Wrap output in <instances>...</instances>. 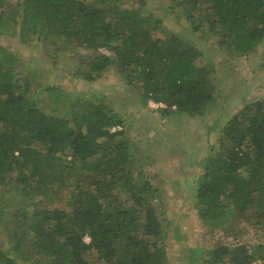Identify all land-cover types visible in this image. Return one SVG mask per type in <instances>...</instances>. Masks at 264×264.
<instances>
[{
    "label": "trees",
    "instance_id": "16d2710c",
    "mask_svg": "<svg viewBox=\"0 0 264 264\" xmlns=\"http://www.w3.org/2000/svg\"><path fill=\"white\" fill-rule=\"evenodd\" d=\"M170 3L195 30L209 31L237 56L256 51L264 40V0ZM11 4L4 9L0 0V34L22 43L64 38L92 49L76 72L85 79L96 80L115 66L144 105L165 103L156 107L162 114L206 115L215 106L218 86L210 65L199 60L203 50L161 27L144 0L132 6L124 0ZM20 61L0 44V191L16 184L31 198L14 210L10 241L30 238L51 264H167L158 243L165 228L161 190L143 168L132 170L136 152L124 116L98 97L82 98L69 111L71 119L45 110L18 70ZM208 153L196 189L200 214L209 222L208 212L216 210L213 221L226 231L238 218L249 219L251 208L264 218V98L232 115ZM64 188L70 189L69 210L56 205ZM7 201L0 193V209ZM0 264H17L1 244ZM205 264H264V243H220Z\"/></svg>",
    "mask_w": 264,
    "mask_h": 264
},
{
    "label": "rangeland",
    "instance_id": "374dc122",
    "mask_svg": "<svg viewBox=\"0 0 264 264\" xmlns=\"http://www.w3.org/2000/svg\"><path fill=\"white\" fill-rule=\"evenodd\" d=\"M144 1L145 9L160 19L161 27L178 32L203 50L199 60L210 65L218 86L215 106L206 115H167L150 103L144 105L115 66L106 68L96 80L85 79L76 72L94 52L64 38L22 43L6 32L0 34V44L20 56L18 70L31 80V94L45 110L65 113L71 119L69 111L78 109L82 98L98 97L124 116L126 134L136 152L132 170L143 168L161 190L165 228L158 243L161 241L166 251L167 264H205L209 250L223 242L264 243V218L254 208L247 214L249 219L238 218L236 226L226 231L213 221L216 210L208 212L209 222L200 214L196 196L204 159L211 145L217 143L221 127L245 104L264 98V40L256 51L237 56L221 47L209 31L195 30L182 9L173 8L170 0ZM17 2L3 0V8L9 9L11 3ZM138 3L139 0H124L126 6ZM47 85L54 91H49ZM69 192L68 188L61 189L63 199L56 203L65 210L71 209ZM0 193L8 200L0 209V244L17 264H51L52 257L36 248L30 238L19 244L8 237V228L17 223L14 210L30 202L26 190L10 183ZM126 197L128 192H122V198ZM85 238L90 240L88 234Z\"/></svg>",
    "mask_w": 264,
    "mask_h": 264
},
{
    "label": "built area",
    "instance_id": "2783aa9c",
    "mask_svg": "<svg viewBox=\"0 0 264 264\" xmlns=\"http://www.w3.org/2000/svg\"><path fill=\"white\" fill-rule=\"evenodd\" d=\"M149 103H150V105L155 106V107H158V106H160V105H162V106L165 105V103L162 102V101H154V100H150Z\"/></svg>",
    "mask_w": 264,
    "mask_h": 264
}]
</instances>
